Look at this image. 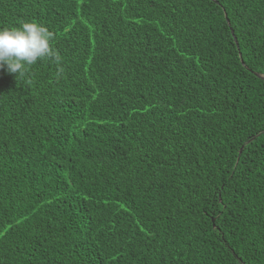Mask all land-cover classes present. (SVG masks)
Wrapping results in <instances>:
<instances>
[{
  "label": "trees",
  "instance_id": "trees-1",
  "mask_svg": "<svg viewBox=\"0 0 264 264\" xmlns=\"http://www.w3.org/2000/svg\"><path fill=\"white\" fill-rule=\"evenodd\" d=\"M24 22L61 63L0 68V264H264V0H0Z\"/></svg>",
  "mask_w": 264,
  "mask_h": 264
},
{
  "label": "clouds",
  "instance_id": "clouds-1",
  "mask_svg": "<svg viewBox=\"0 0 264 264\" xmlns=\"http://www.w3.org/2000/svg\"><path fill=\"white\" fill-rule=\"evenodd\" d=\"M54 35L35 22H24L17 28L0 27V68L23 75L27 67L49 58L61 63L60 54L52 47Z\"/></svg>",
  "mask_w": 264,
  "mask_h": 264
},
{
  "label": "water",
  "instance_id": "water-1",
  "mask_svg": "<svg viewBox=\"0 0 264 264\" xmlns=\"http://www.w3.org/2000/svg\"><path fill=\"white\" fill-rule=\"evenodd\" d=\"M231 33H232V31H231ZM235 40V39H234ZM235 42H236V40H235ZM257 76H259V77H261V78H264V75H261V74H257ZM239 152H241V149L239 150ZM213 220V219H212Z\"/></svg>",
  "mask_w": 264,
  "mask_h": 264
}]
</instances>
